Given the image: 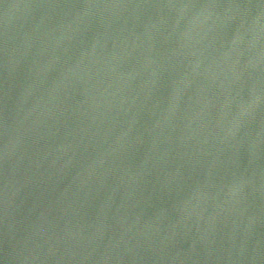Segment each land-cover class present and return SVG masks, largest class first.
Instances as JSON below:
<instances>
[{"label":"water","instance_id":"1","mask_svg":"<svg viewBox=\"0 0 264 264\" xmlns=\"http://www.w3.org/2000/svg\"><path fill=\"white\" fill-rule=\"evenodd\" d=\"M0 264H264V0H0Z\"/></svg>","mask_w":264,"mask_h":264}]
</instances>
